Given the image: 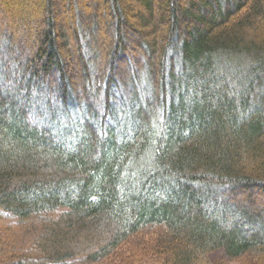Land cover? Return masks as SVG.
I'll list each match as a JSON object with an SVG mask.
<instances>
[{
	"label": "trees",
	"instance_id": "1",
	"mask_svg": "<svg viewBox=\"0 0 264 264\" xmlns=\"http://www.w3.org/2000/svg\"><path fill=\"white\" fill-rule=\"evenodd\" d=\"M12 1L0 264H264V0Z\"/></svg>",
	"mask_w": 264,
	"mask_h": 264
},
{
	"label": "rangeland",
	"instance_id": "2",
	"mask_svg": "<svg viewBox=\"0 0 264 264\" xmlns=\"http://www.w3.org/2000/svg\"><path fill=\"white\" fill-rule=\"evenodd\" d=\"M30 1H34L35 2V0H13L11 2V5H17V4L21 5V4H24V5L28 6L29 11L33 14L32 16H34L35 18H39L38 10H36V7L37 6H35V5L32 6V4H34V2H30ZM79 3L83 5V3H81V2H79ZM64 8H61V7L60 8H57V13H59L60 9L65 10ZM64 12H65L64 14L66 15V10ZM4 16L5 15L2 12L1 7H0V29H5L6 27L7 28L9 27V25H7V22L4 20ZM139 19L140 18L138 17V19L137 18H134L133 20L138 21ZM60 21L61 22L63 21V16L58 15V22H60ZM38 25L39 24L37 23V26ZM16 26H18L17 28L21 32L26 31L29 28L34 27V26L31 25V23H27V22H23L21 24L18 23V24H16ZM133 39H135V36L133 37ZM134 41H131L132 43L128 44V46H129V48H130L131 51H133L132 47L135 46L136 42H138V41H135V42ZM28 42L32 46L31 47L32 50L30 51V57L29 58H33V57L36 56V46H38V43H39V37L37 36V33L30 34V38H29ZM70 66H71L72 69H74V67L76 66L75 62L74 61L71 62V65ZM256 197H257L259 206H263L264 205V194H262V195L261 194H257ZM139 242H140L141 245L144 244V243H142V240H139L138 241L137 238H136L135 240L132 241V243H134V244L124 246L121 249V253L117 256V259L121 258L123 256V254L127 250H129V249L138 250L139 249L138 247L140 245ZM210 258L213 259V260L218 261V260H221L222 258H224V254L221 251H217L215 253H211L210 254ZM224 259H225V261H224L225 264H240L239 260L232 261V260H229V259H226V258H224ZM109 260H110L109 262L104 260L105 262H102V263H99V264H116L114 262L116 260L115 257L113 259L111 258ZM148 261L149 260L143 261L142 264H150ZM116 262H117V264L120 263L117 260H116ZM64 264H90V263H85L83 261V259L78 258V259H75V260L68 261V262H66Z\"/></svg>",
	"mask_w": 264,
	"mask_h": 264
}]
</instances>
